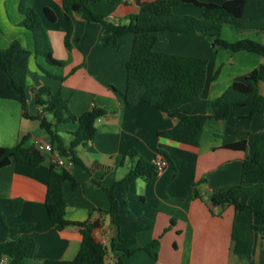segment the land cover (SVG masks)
<instances>
[{
    "label": "crops",
    "instance_id": "obj_1",
    "mask_svg": "<svg viewBox=\"0 0 264 264\" xmlns=\"http://www.w3.org/2000/svg\"><path fill=\"white\" fill-rule=\"evenodd\" d=\"M154 1L124 0L116 6L94 4L92 9L114 24L128 23V16L132 14L144 23L148 14L142 11V5ZM200 1L222 4L226 0ZM18 5L19 0H0V24L8 32L6 47L21 37L22 45L33 51L34 40L31 32L20 25L24 17ZM29 5L40 14L46 7L56 14V22L43 21L55 58L67 62L65 66L45 62L46 67L37 60L39 57L31 56L36 66L40 64L66 79L60 81L37 68L30 69L27 87L30 114L40 110L32 92L41 85L61 92L67 100L68 114L79 116L95 104L109 111L96 121L95 140L77 148L82 165L67 158L63 160L62 166L67 167L79 183L76 188L70 183L65 186L66 219L83 222L100 217L101 225L94 230L95 238L99 241L105 237L110 243L114 237H119L123 242L118 247L132 251L123 258L125 264H243L246 260L264 264V222L259 216L254 212L237 211L234 206L216 208L212 212L207 203L213 192L240 185L244 159L253 152L264 132V108L251 119H208L197 147L160 137L159 132L173 128L178 119L144 102L123 107L114 89H125V67L131 57L135 35L130 33L122 37L120 40L125 43L120 48L107 46L102 41L107 27L96 22L89 10L82 9L75 16L73 49L69 54L65 45L69 22L63 0H29ZM173 11L179 15L202 16V9L191 3L177 5ZM220 37L231 42L250 38L264 43L262 32H238L229 26L222 28ZM157 38L155 49L159 52L209 60L208 80L202 94L208 100L218 99L234 81H244L255 68L264 65V57L257 53L216 51L210 38L201 33L165 30L159 32ZM74 68L77 70L71 73ZM261 92L264 94V81ZM203 112L210 114L212 111L196 110V113ZM21 124L17 144L24 138L26 146L35 145L37 141L50 142L40 121L22 116ZM77 126V123L68 122L56 127L65 147L69 146ZM235 138L246 139V151L226 147ZM132 151L151 162L161 151L166 154L167 165L152 178L137 176L130 173L134 165L129 155ZM44 154L45 160L38 166L13 161L0 169V253L10 249V241L32 236L36 249L34 257L25 264L73 260L81 247L82 237L77 227L58 231L48 216L45 199L54 153ZM200 180H205L198 186L203 198H194V185ZM106 188L113 189L117 201L118 210L114 215L96 212L111 209ZM17 199L21 201L20 210L13 213L11 204ZM252 204L264 210V203ZM234 222L257 227L251 233L250 250L245 259L233 250ZM154 240H159L151 250L156 257L145 250Z\"/></svg>",
    "mask_w": 264,
    "mask_h": 264
},
{
    "label": "trees",
    "instance_id": "obj_2",
    "mask_svg": "<svg viewBox=\"0 0 264 264\" xmlns=\"http://www.w3.org/2000/svg\"><path fill=\"white\" fill-rule=\"evenodd\" d=\"M122 2L124 0H63L64 13L69 22L65 36L66 49L71 54L75 16L82 9L89 10L96 22L107 27V33L102 37L103 43L107 46L120 48L125 43L120 39L127 34H134L131 57L125 67L127 76L125 89L113 88L119 94L123 107L144 102L178 119L173 128L159 132L160 137L197 147L208 119L218 121L230 117L251 119L264 108V94L261 92L264 65L255 68L244 81H234L218 99L208 100L202 96L208 80V59L159 52L155 49L157 34L161 31L197 32L208 36L216 51H247L264 57V43L250 38L231 42L220 37V31L224 26L238 32L264 33V0H226L222 4L200 0H155L142 5V11L148 14L146 22L140 23L138 16L132 14L128 16L129 22L126 24L108 22L105 15L92 9L94 4L116 6ZM183 3H191L201 8L202 16L174 13L173 8ZM18 9L24 17L20 25L31 32L34 50L26 49L20 39L13 40L8 47H0V98L19 102L24 118L40 121L41 128L46 130L50 143L55 146L54 151L72 163L82 165L77 148L95 140L96 121L109 111L95 104L79 116L68 114L67 100L62 97L61 92H54L51 87L41 85L32 92L40 110L36 114H30L27 87L31 56L43 57L48 65L65 66L67 62L55 58L48 29L43 21L46 19L56 22V14L48 7L40 14L29 5V0H19ZM37 65L48 77L60 81L66 79V76H56L42 65ZM76 70L77 68H74L71 73ZM198 109H211L212 112L196 113ZM68 122L77 123L78 126L71 134L69 146L65 147L56 127ZM26 140L24 138L14 146H0V169L13 161L33 166L44 162V152L35 145L26 146ZM226 147L246 151L247 141L235 138ZM129 155L134 161L130 173L146 179L160 173L155 161L143 159L136 151L130 152ZM165 157L166 154L160 151L156 160ZM124 181L125 179L116 182V185ZM203 182L205 180H200L194 185V198H203L198 190L199 184ZM68 183L72 188L79 185L67 167L52 160L45 199L48 216L58 231H64L69 226L77 227L82 237L81 247L73 260H46L45 264H125L123 258L132 254V251L118 247L123 242L119 237H114L108 247L95 238L94 230L101 225L100 217L83 222H71L66 219L65 186ZM106 191L111 201V209L96 212L99 215H114L118 210L117 201L112 188H106ZM252 202L264 203V132L257 140L253 152L244 159L240 185L213 192L207 200L212 212L216 208L234 206L237 211L256 213L264 222V210L255 208ZM20 204L19 199L12 202L13 213L19 212ZM256 228L239 222L233 224L231 234L233 250L244 259L250 250L251 233ZM158 244L159 240H154L145 247V250L156 257L151 250ZM35 249V238L22 236L10 241V249L6 253H0V260L7 257L9 264H25L28 259L34 257ZM243 264H254V261L246 260Z\"/></svg>",
    "mask_w": 264,
    "mask_h": 264
},
{
    "label": "rangeland",
    "instance_id": "obj_3",
    "mask_svg": "<svg viewBox=\"0 0 264 264\" xmlns=\"http://www.w3.org/2000/svg\"><path fill=\"white\" fill-rule=\"evenodd\" d=\"M49 32V31H48ZM8 32L4 30L3 25L0 24V47H6L9 44L7 39ZM10 37V36H9ZM22 41V38H19ZM40 64L46 65L45 59L39 57ZM40 71L39 67L35 65V61L30 60V69ZM22 107L21 104L15 100L0 98V145H15L17 144L18 132L22 129Z\"/></svg>",
    "mask_w": 264,
    "mask_h": 264
},
{
    "label": "built area",
    "instance_id": "obj_4",
    "mask_svg": "<svg viewBox=\"0 0 264 264\" xmlns=\"http://www.w3.org/2000/svg\"><path fill=\"white\" fill-rule=\"evenodd\" d=\"M35 146L42 152H53V156H54V160L55 161H58V163L60 165H63V160H64V157H62L59 153H57L55 150V146L52 144V143H46V142H42V141H37ZM157 166L159 167V170L162 171L166 165H167V162L164 158H160V159H157L155 160ZM99 242L108 247L109 246V240L105 237H101ZM0 264H9V259L7 257H3L1 258L0 260Z\"/></svg>",
    "mask_w": 264,
    "mask_h": 264
}]
</instances>
